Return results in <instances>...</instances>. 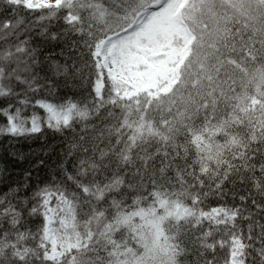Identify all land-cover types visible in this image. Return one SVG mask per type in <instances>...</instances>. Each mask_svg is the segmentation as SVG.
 I'll list each match as a JSON object with an SVG mask.
<instances>
[{
    "label": "trees",
    "instance_id": "1",
    "mask_svg": "<svg viewBox=\"0 0 264 264\" xmlns=\"http://www.w3.org/2000/svg\"><path fill=\"white\" fill-rule=\"evenodd\" d=\"M159 1L63 0L56 17L42 23L49 30L66 29L62 35L76 41L75 50L62 41L44 43L35 21L31 27L6 28L0 23V87H27L18 84L17 77L30 76L26 69L38 67L36 58L43 59L45 51L56 54L60 64L71 56L68 72L61 71L59 79L75 83L73 61L85 73L92 61L99 65L98 45L130 29ZM5 7L0 0V11ZM65 10L73 14L72 27L59 19ZM181 18L192 42L170 92L124 98L129 87L104 71L98 98L77 84L87 97V115L75 119V132L69 131L67 139L49 133L46 139L55 149L53 158L67 153L69 170L77 178L101 184L120 178L121 183L105 190V199L93 201L97 207L110 213L113 200L128 206L133 197L143 205L150 215L136 220L141 238H129V244L144 264H195L193 251L208 243L200 235L207 225L197 226L199 209L215 199L202 196L201 203L194 204L200 182L205 191H215L217 180L223 179L225 190L217 195L230 199L231 189L244 191L253 169L259 174L264 165V0H188ZM62 44L65 57L59 54ZM51 67L54 71L55 65ZM41 143L43 138L17 147L27 152ZM81 157L88 162L87 174L72 165ZM154 184L162 189L155 205ZM254 194L257 199L264 195ZM104 220H92L93 229H100ZM78 222L85 226L83 211ZM5 228L8 222L0 217V231ZM126 229L125 222L118 225L117 239L128 237ZM153 240L156 243L146 251L145 242ZM223 255L217 254V264Z\"/></svg>",
    "mask_w": 264,
    "mask_h": 264
},
{
    "label": "snow or ice",
    "instance_id": "2",
    "mask_svg": "<svg viewBox=\"0 0 264 264\" xmlns=\"http://www.w3.org/2000/svg\"><path fill=\"white\" fill-rule=\"evenodd\" d=\"M4 3L6 7L0 11L4 27L13 24L31 27L35 21L40 24L44 43L62 41L76 49V41L62 35L66 29L49 30L42 23L56 17L63 0H4ZM59 19L67 27L74 24L70 11L65 10ZM58 47L60 56L65 57L63 44ZM55 56L45 51L43 59L36 58L38 67L26 69L30 76L17 77L18 84L27 87L15 91L11 85L0 87V138L4 141L0 145V217L7 220L11 229L0 231V264H144L129 244V238H141L136 220L150 215L143 205L135 197L128 206L113 200L109 213L93 203L105 199V190L121 183L120 178L114 177L107 184L96 179H79L69 170L66 152L56 158L51 155L55 149L46 143L47 135L67 139L69 131L75 132V119L87 115L84 108L87 97L78 91L77 84L98 98L104 77V70L95 61L87 73L73 61L76 82L62 83L59 74L68 72L71 56L66 57L64 64L58 63ZM42 138L45 143L29 147L27 152L17 147L18 143H36ZM72 165L77 172L83 170L87 174L89 165L82 157L73 160ZM248 180L249 186L244 191L231 189L230 199L217 195L225 190L223 179L217 180L215 191H205L203 181L200 182L194 204H200L202 196L215 199L199 209L197 226L207 225L200 235L207 237L208 243L193 251L195 264H217L218 253L224 254L219 264H264V195L257 199L254 194H264V165L259 174L253 169ZM160 191L154 184L153 205L160 202ZM81 211L85 218L83 228L78 222ZM100 216L105 218L102 227L93 229L92 220ZM121 222L127 224L128 237L117 239L116 229ZM155 243V240L152 244L145 242V250Z\"/></svg>",
    "mask_w": 264,
    "mask_h": 264
},
{
    "label": "rangeland",
    "instance_id": "3",
    "mask_svg": "<svg viewBox=\"0 0 264 264\" xmlns=\"http://www.w3.org/2000/svg\"><path fill=\"white\" fill-rule=\"evenodd\" d=\"M187 2L161 0L126 33L98 45L99 67L114 81L129 87L122 94L124 98L142 92L157 97L170 92L175 85L192 42L181 18Z\"/></svg>",
    "mask_w": 264,
    "mask_h": 264
}]
</instances>
